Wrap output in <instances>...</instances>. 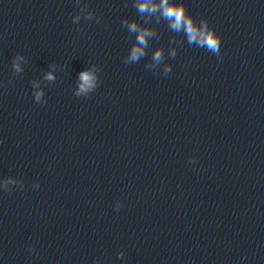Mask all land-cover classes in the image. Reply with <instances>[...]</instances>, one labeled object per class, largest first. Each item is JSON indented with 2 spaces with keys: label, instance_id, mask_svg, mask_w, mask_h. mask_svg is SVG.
<instances>
[{
  "label": "clouds",
  "instance_id": "clouds-1",
  "mask_svg": "<svg viewBox=\"0 0 264 264\" xmlns=\"http://www.w3.org/2000/svg\"><path fill=\"white\" fill-rule=\"evenodd\" d=\"M138 10L141 13L149 12L155 13L161 11V14L164 18L171 22V27L177 31L183 28L188 36L190 42L199 41V44L203 47H206L208 50L219 53L220 40L213 30H197L194 26L191 18L186 17L184 8L180 5H173L169 3V0H160V4L157 7L152 0H139ZM129 30L131 32L137 31V25L135 22L129 25ZM149 31H140L137 37L138 45L146 44V37L150 36ZM140 55H143L142 47H133L131 52V58L136 59ZM161 56L160 51L158 50L155 54V59L159 60ZM49 79L52 77L49 76ZM94 77L90 72H81L80 80L82 81L80 88L81 91H85L88 88L92 87L94 84Z\"/></svg>",
  "mask_w": 264,
  "mask_h": 264
}]
</instances>
